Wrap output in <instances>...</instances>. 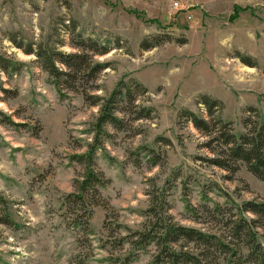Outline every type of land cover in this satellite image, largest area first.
Listing matches in <instances>:
<instances>
[{"label":"rangeland","instance_id":"rangeland-1","mask_svg":"<svg viewBox=\"0 0 264 264\" xmlns=\"http://www.w3.org/2000/svg\"><path fill=\"white\" fill-rule=\"evenodd\" d=\"M73 36L108 50L94 57L108 66L92 94L134 83L147 92L132 104L151 110L138 121L122 114L123 130L106 128L95 155L105 186L88 207L87 231L74 226L82 212L69 213L64 200L81 174L70 157L94 136L98 107L58 92L12 41L71 53ZM145 40L152 48L142 49ZM0 57L15 67L0 70V218L11 221L0 222V264H119L131 250L116 241L141 230L153 196L176 224L216 236L221 227L196 223L189 208L219 205L236 215L244 202L264 201V182L245 167L230 176L199 160L210 156L206 138L178 116L203 115L198 100L208 96L236 135L255 118L248 109L264 120V0H0ZM153 252H133L129 264H148Z\"/></svg>","mask_w":264,"mask_h":264},{"label":"trees","instance_id":"trees-1","mask_svg":"<svg viewBox=\"0 0 264 264\" xmlns=\"http://www.w3.org/2000/svg\"><path fill=\"white\" fill-rule=\"evenodd\" d=\"M64 28L74 35L72 25H64ZM12 41L26 55L35 56L39 67L47 74L50 83L58 92L66 90L81 93L85 103L98 107L92 125L94 136L84 146L83 152L70 157V160L80 166L81 174L74 184L75 193L67 195L64 200L69 213L76 209L82 212L78 215L79 219L74 220V226L87 231L88 220L92 214L88 207L99 204V189L105 186L103 176L95 170V155L100 149L101 139L109 137L107 127L115 131L126 128L122 115L124 113H133L135 121L150 118L151 110L132 104L134 95H142L147 90L134 83L120 82L106 97L92 94V91L97 90L93 82L108 66L94 61V57L104 56L108 50L80 36H73L70 40V47L74 50L71 53L58 52L41 45L34 48L30 44H16L13 38ZM153 42L154 45L161 43L158 40ZM152 46L147 40L141 44L143 50ZM241 62L253 65L248 58H241ZM8 69L14 70L15 67L0 57V70L7 72ZM88 82L92 85L87 87ZM198 101L204 108L203 115L181 110L178 116L206 138L201 148L210 156L199 160L229 173L230 176L243 166L250 175L264 182V120L257 118L254 109H248L251 115L255 113V118H245L242 122L244 133L236 135L232 124L221 119L223 105L220 101L208 96H200ZM141 150L147 151L144 148ZM148 154L154 158L152 152L149 151ZM167 208L164 201L159 202L153 196L145 211L146 221L141 230L129 232L116 241L117 247L126 243L131 250L119 264H129L133 252L145 251L149 246L153 247L154 252L148 264H264V201H246L236 215H231L230 211L225 212L219 205H203L200 208L201 213L189 208L192 220L196 223L204 225L212 222L219 225L222 232L217 236L208 232L207 228V231H201L176 224L168 214ZM0 222L11 225L6 216H1ZM104 227L106 228V225ZM189 245H192V248H189ZM107 261L112 264V260Z\"/></svg>","mask_w":264,"mask_h":264}]
</instances>
